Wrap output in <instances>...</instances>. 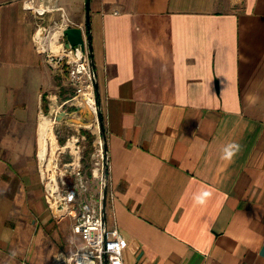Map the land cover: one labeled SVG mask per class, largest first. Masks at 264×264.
Instances as JSON below:
<instances>
[{
    "label": "crops",
    "instance_id": "crops-1",
    "mask_svg": "<svg viewBox=\"0 0 264 264\" xmlns=\"http://www.w3.org/2000/svg\"><path fill=\"white\" fill-rule=\"evenodd\" d=\"M24 1L0 0V251L60 230L49 259L82 241L52 216L33 158L39 147L47 162L40 126L55 73ZM58 8L86 32L89 18L107 211L126 264H264V0Z\"/></svg>",
    "mask_w": 264,
    "mask_h": 264
},
{
    "label": "rangeland",
    "instance_id": "rangeland-1",
    "mask_svg": "<svg viewBox=\"0 0 264 264\" xmlns=\"http://www.w3.org/2000/svg\"><path fill=\"white\" fill-rule=\"evenodd\" d=\"M40 4H42L46 12L42 16L36 17V41L38 47L42 51H45L42 54L44 60H52L50 63L55 67V60L48 59L47 56L50 55L53 58L58 57L62 52L57 42L55 46L52 45L53 36L59 34L55 25L61 19V12L58 10L60 0H36V6ZM51 70L53 74V68ZM53 77L55 82L54 87L49 93V98L43 104L42 115L44 116L41 118V123L45 118H51L55 121L53 130L55 142L58 147L55 152L54 165L51 168L47 166L48 162H40L37 156L39 147H37V153L33 157L36 162V167L43 176L46 196L52 193L49 185L56 184L59 193H56L55 196L73 189L78 193L79 202L96 204L102 195L101 164L102 156L105 153L102 129L99 125L102 108L97 103L96 89L95 87L93 90L90 89L88 83H84L82 88L79 87V84L74 86L67 79L66 75L53 74ZM87 90L93 91L97 104L95 111L91 110L84 103V98H82L83 93L87 92ZM64 102H67V104L60 108ZM58 111H64L68 115L62 122L55 120V115ZM68 119H72V122H68ZM53 176L54 179L52 178ZM51 214L55 220L59 222L64 221L71 226V219L65 212L51 211ZM59 232L60 230L56 233L50 231L45 234L42 242L39 243L40 245L37 244L39 245L38 248L33 243L32 245L28 244L27 249H24L20 245L16 249L11 247L1 250L0 264H24L35 261L45 262L47 260L49 264H53L54 255L63 248L59 247L49 259L45 255L49 253V248L53 245V242L57 240V234L61 238H64Z\"/></svg>",
    "mask_w": 264,
    "mask_h": 264
},
{
    "label": "built area",
    "instance_id": "built-area-1",
    "mask_svg": "<svg viewBox=\"0 0 264 264\" xmlns=\"http://www.w3.org/2000/svg\"><path fill=\"white\" fill-rule=\"evenodd\" d=\"M24 7L31 11L35 17L42 16L46 12L42 4L36 6V0H25ZM58 10L61 12V19L57 21L55 26L59 33L57 43L60 45L62 52L58 57L47 56L48 59L55 60V67L50 63L52 60L46 62L53 68L56 75H66L74 86L79 84V87L82 88L84 83H88V87L93 90L97 73L86 41V29L82 26H76L62 8H58ZM71 27L82 30L85 51L79 47L66 48L67 40L64 31ZM37 49L41 55L44 54L45 51H42L38 45ZM67 102H64L60 108L66 105ZM101 166L102 195L98 203L79 202L78 193L73 189L56 196H53L52 193L47 196L49 208L54 212H65L71 219L73 235L79 237L82 241L81 245L75 246L69 254L62 251L55 254L53 264H126L125 251L128 248V242L120 233L116 221L109 218L107 204L104 207V189H107V202L109 199L107 153L102 156ZM56 193L59 192L56 191ZM61 200L66 201L63 210L58 209Z\"/></svg>",
    "mask_w": 264,
    "mask_h": 264
},
{
    "label": "water",
    "instance_id": "water-1",
    "mask_svg": "<svg viewBox=\"0 0 264 264\" xmlns=\"http://www.w3.org/2000/svg\"><path fill=\"white\" fill-rule=\"evenodd\" d=\"M86 12H87V16L89 15V0H86ZM90 29V25H89V18H87V30ZM64 35L66 37L67 43H66V48H75V47H79L81 50L85 51V41H84V37H83V32L80 28L77 27H71L68 28L64 31ZM86 41L88 44V48L91 52V39H90V35L87 34L86 36ZM91 56H92V52H91ZM95 89L97 92V96H98V81L96 80L95 82ZM67 113L64 111L61 112H57L55 115V120L57 122H62L67 118ZM68 122H72V119H68ZM99 125L102 129V137L104 139V149H105V153L106 152V140H105V132H104V128H103V124L100 122L99 120ZM107 204V189H104V207H106ZM66 206V201L65 200H61L59 201V205H58V209L59 210H63Z\"/></svg>",
    "mask_w": 264,
    "mask_h": 264
},
{
    "label": "bare ground",
    "instance_id": "bare-ground-1",
    "mask_svg": "<svg viewBox=\"0 0 264 264\" xmlns=\"http://www.w3.org/2000/svg\"><path fill=\"white\" fill-rule=\"evenodd\" d=\"M58 35L59 34H55L53 36V38H52V40H53L52 41V43H53L52 45H54V46L56 45V42L58 40ZM82 98H84V103L91 110H93V111L96 110L97 104H96V101H95V98H94V95H93L92 91L87 90V92L83 93V97ZM54 122L55 121L53 119H51V118H45L44 121L41 123V126H40V135L47 142V162H48L47 166L49 168H51L54 165L55 152H56L57 147H58L56 142H55V138H54V130H53Z\"/></svg>",
    "mask_w": 264,
    "mask_h": 264
},
{
    "label": "trees",
    "instance_id": "trees-1",
    "mask_svg": "<svg viewBox=\"0 0 264 264\" xmlns=\"http://www.w3.org/2000/svg\"><path fill=\"white\" fill-rule=\"evenodd\" d=\"M87 34H88V30H87ZM97 103H99L98 96H97ZM99 120L103 124L104 132H105L104 117H103L102 113H100V119Z\"/></svg>",
    "mask_w": 264,
    "mask_h": 264
}]
</instances>
